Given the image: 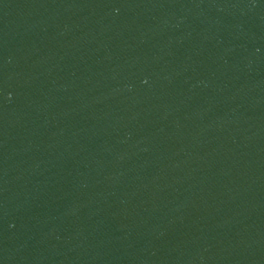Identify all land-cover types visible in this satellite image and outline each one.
<instances>
[{
	"label": "water",
	"instance_id": "water-1",
	"mask_svg": "<svg viewBox=\"0 0 264 264\" xmlns=\"http://www.w3.org/2000/svg\"><path fill=\"white\" fill-rule=\"evenodd\" d=\"M0 264H264V0H0Z\"/></svg>",
	"mask_w": 264,
	"mask_h": 264
}]
</instances>
